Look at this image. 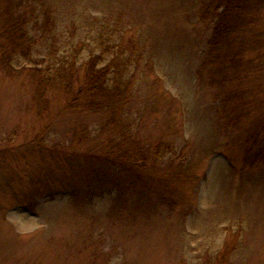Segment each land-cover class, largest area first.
I'll list each match as a JSON object with an SVG mask.
<instances>
[{
    "label": "rangeland",
    "instance_id": "374dc122",
    "mask_svg": "<svg viewBox=\"0 0 264 264\" xmlns=\"http://www.w3.org/2000/svg\"><path fill=\"white\" fill-rule=\"evenodd\" d=\"M219 3L0 0V264H264V0L211 52ZM106 43L141 57L114 115L43 91Z\"/></svg>",
    "mask_w": 264,
    "mask_h": 264
},
{
    "label": "trees",
    "instance_id": "16d2710c",
    "mask_svg": "<svg viewBox=\"0 0 264 264\" xmlns=\"http://www.w3.org/2000/svg\"><path fill=\"white\" fill-rule=\"evenodd\" d=\"M219 1L220 3L214 6L212 30L207 38L211 52L212 49L220 48L221 44L238 30L237 26L242 21V10L247 5V0ZM12 23L13 28L8 29V32L14 38L15 46H20V42L23 41L26 34L20 30V22ZM107 45L109 44L106 43L103 46V51L90 52L88 57L78 65L75 60L76 55L72 54L69 64H59L57 67L50 68L53 69L52 74H44L41 68H37L43 91L47 83L54 81L63 88L67 95H70V104L82 97L84 101H87L89 109L103 107L114 115L117 109L128 102L132 94L134 81L138 77L139 66L137 67V65L141 57L133 46L129 55H123V49L119 47V44L117 49L115 46L111 48L113 52L108 56L110 46ZM145 65L150 68L149 63ZM125 136L130 139V135L125 134ZM133 142L136 141L133 140ZM109 144L112 145L111 142ZM112 148L113 146L107 148L103 155L97 156L103 159V162H108L118 169H128L137 174H140L146 167V161L150 156L155 157V160L160 157L155 151L139 143L137 145L135 143V148L132 151L126 146L118 155L110 154Z\"/></svg>",
    "mask_w": 264,
    "mask_h": 264
}]
</instances>
